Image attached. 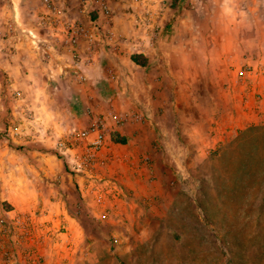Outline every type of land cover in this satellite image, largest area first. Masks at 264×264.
Masks as SVG:
<instances>
[{"label": "crops", "instance_id": "1", "mask_svg": "<svg viewBox=\"0 0 264 264\" xmlns=\"http://www.w3.org/2000/svg\"><path fill=\"white\" fill-rule=\"evenodd\" d=\"M43 1L0 0V217L9 218L13 212H19L29 216L31 223H36L39 221L36 213L47 212V218H54L47 236L39 237L38 232L44 230H37L38 232L33 233V238L23 240L24 242L15 238L14 246L17 251L19 248L26 250V256L47 258L52 254L60 258L66 254L74 255L76 250L80 253L83 251V244L82 247L79 244L85 240L80 216L84 200L81 198L77 179L70 174L65 161L53 148L55 139L72 128L87 127L100 114H104V117L111 114L128 117V120L112 133L125 142H114V138H110V162L107 170L116 176L130 196L110 202L108 205L113 206L114 210L105 220L120 225H129L138 220L135 215H139L143 210L139 203L144 205L151 202L148 197L151 193L146 185L147 173H151L150 178L154 177L150 160L145 165L137 162L144 156L149 157L139 148L143 147L144 152L150 151L154 134H157L154 132L157 130H160L158 134L162 135V142L164 140L168 145L177 144L179 139L174 132V110L163 98L169 96L174 87L183 90L186 88V82L194 84L201 80L199 70L202 55L194 46L198 34L206 37H213V34L224 36L240 29L242 32L264 35V0H254L260 12L248 10V7L243 5V21L237 13H226L213 8L219 7L217 3L220 1L224 8H227L228 4L235 7L234 2L178 0L180 4L177 8L180 10L176 13L171 10L170 15L167 14L163 21V34L161 33L160 38L155 41L149 55L143 56L147 60L144 68L130 60V55L137 53L129 47L131 53L127 59L132 66L144 70V80L148 81L146 87L149 89L145 98L135 95V101H130L131 108H124L125 111L122 110L119 114L114 112V109H109V94L98 88L104 83V55L100 56V53L95 57L96 63L88 68L87 83L84 85L76 83L68 76L55 81L47 79L40 51L34 50L27 34V31L36 26L31 24L28 16L36 18L43 10ZM55 1L70 6L76 2ZM134 2L135 0H131L129 3L136 6ZM239 7L240 4H237L235 8ZM238 20L244 27L240 25L237 28ZM254 24L257 25L253 27ZM41 32L37 31V34L43 40L45 35ZM258 38L260 39L255 43L248 42L251 47H248V44L234 46L227 40L216 45L213 43V48L207 55L209 60L205 62L204 67L214 73H208L205 78L217 82L220 87L207 96L210 112L217 115L213 142L220 141L235 128L234 126L257 124L260 120L264 123V36ZM202 45L206 46L198 43L199 48ZM250 50L255 52L248 54L246 51ZM56 56L63 57L60 52L56 53ZM232 66L235 71H231ZM118 67L121 74L120 65ZM248 68L254 71L252 75L246 74L244 69ZM135 79L132 76L130 78L131 81ZM9 83L12 86H9ZM223 83L226 86L223 87ZM86 84L88 86L85 87ZM13 90L19 93V97L12 95ZM116 93L121 94L120 91ZM217 94L223 98L222 105L210 100L215 99ZM53 97L62 99L59 107L50 106ZM94 99L97 102H94ZM129 104L126 103L128 106ZM28 113L32 115L31 120L26 119ZM170 114L172 123L168 122ZM133 115H140L142 119H135ZM14 127L22 130L20 136H13L7 131ZM167 154L172 155V152L167 151ZM102 207L94 204L92 213L101 216ZM60 226L64 229L59 231ZM2 237L10 239L15 236ZM32 243L34 248L26 249L32 246ZM4 244L0 242V256Z\"/></svg>", "mask_w": 264, "mask_h": 264}, {"label": "rangeland", "instance_id": "2", "mask_svg": "<svg viewBox=\"0 0 264 264\" xmlns=\"http://www.w3.org/2000/svg\"><path fill=\"white\" fill-rule=\"evenodd\" d=\"M130 1L118 0L112 4L113 28L121 34L125 45L123 52L114 54L102 45L98 48L100 56L104 55V83L98 88L111 95H108L111 99L109 109H114L118 114L131 108L130 101L134 100L135 95L145 98L149 89L146 87L148 81L144 80V70L132 66L127 59L131 53L128 43L136 38L138 26V17L134 13L136 8ZM225 1L234 2L235 7L240 4V7L228 4L224 8L220 1L217 3L219 7L213 8L237 13L242 21L245 7L255 12L261 11L254 0ZM172 3L173 0H163L162 26L171 10L174 13L180 10ZM28 18L31 24H36V18ZM236 25L237 28L240 25L244 27L239 20ZM237 30L224 36L213 34V37H206L198 34L194 46L202 55L199 70L201 80L194 84L186 82L183 90L174 87L170 90L171 94L163 98L174 110V132L179 140L175 145H168L166 141L162 142V135L158 134L160 130H157L150 151L144 152L143 147L139 148L144 155L149 156L154 177L150 178L151 173H147L146 185L151 193L148 196L151 202L144 205L139 203L143 210L135 215L138 220L129 225L105 220L107 215L103 211L101 216L92 213L94 204H91V199L84 200L80 215L85 238L79 244L81 247L83 244L82 253L76 250L74 255L66 254L60 258L50 254L47 258H35L37 260L33 263L34 258H28L26 250L19 248L17 251L14 246L16 239L21 238L15 236L4 239L0 235V242L5 243L0 264H264V123L260 120L257 124L234 126L220 141L213 142L217 115L210 112L207 98L220 88L217 82L205 78L208 73H214L204 67L213 43L216 45L227 40L234 46H243L248 42L255 43L260 39L258 37L264 36ZM41 33L45 35V32ZM198 43L206 46L199 48ZM246 52L253 54L255 51ZM262 54L264 60V48ZM231 68V71H235L233 66ZM244 70L247 75L254 73L251 68ZM131 76L136 79L131 81ZM149 82L152 83L150 79ZM238 83L242 84L241 81ZM118 91L120 95L116 93ZM218 94L210 100L222 105L223 98ZM53 98L50 106L59 107L62 99ZM94 102L97 101L94 99ZM170 118L171 114L168 122L172 123ZM167 151H171L172 155L167 154ZM137 162L142 164L141 161ZM129 196L130 193L127 198ZM31 245L26 249H33V243Z\"/></svg>", "mask_w": 264, "mask_h": 264}, {"label": "built area", "instance_id": "3", "mask_svg": "<svg viewBox=\"0 0 264 264\" xmlns=\"http://www.w3.org/2000/svg\"><path fill=\"white\" fill-rule=\"evenodd\" d=\"M113 1L118 0H76L72 6L59 4L55 0L43 1V10L36 16V26L27 31V34L34 50L41 52L49 81L68 76L77 83L86 82L88 68L96 63L95 57L99 54L98 48L101 45L111 49L114 54L123 52L125 45L121 34L113 28ZM135 2L137 34L129 45L135 53L148 56L164 28L161 23L163 0ZM37 31L45 32L43 40ZM58 52L63 57H57ZM9 86L12 85L9 83ZM12 95L19 97L16 90H13ZM133 116L135 119H142L140 115ZM26 119L31 120L32 115L28 113ZM126 120L128 117L116 114L109 117L96 116L87 127L72 128L53 142L55 152L65 161L70 174L77 179L81 198L91 199L97 207L104 206L102 208L105 215L114 210L113 206L108 205L110 202L128 196L116 176L107 170L111 135ZM7 131L13 136L22 134L18 127ZM148 162L149 157H142L141 163L145 165ZM36 215L39 217L36 223H31L29 216L19 212H13L9 218L0 217V234L29 240L33 238L35 231L44 230L41 233L37 231L38 235L47 236L54 218H47L45 211H39ZM63 229L60 226L58 230ZM39 257H32V262L35 263V258Z\"/></svg>", "mask_w": 264, "mask_h": 264}, {"label": "trees", "instance_id": "4", "mask_svg": "<svg viewBox=\"0 0 264 264\" xmlns=\"http://www.w3.org/2000/svg\"><path fill=\"white\" fill-rule=\"evenodd\" d=\"M173 2L174 3H172L171 5L174 6V7H175V5L178 6V4H180V3H178L179 2L178 0H173ZM130 60L135 65H137V66H139L141 68H144L146 66V62H147V60L143 56L138 55V54H134V53L130 55ZM112 138H114L113 139L114 142H119V143H124L125 142L124 139H120L118 137H114V135L112 136Z\"/></svg>", "mask_w": 264, "mask_h": 264}]
</instances>
